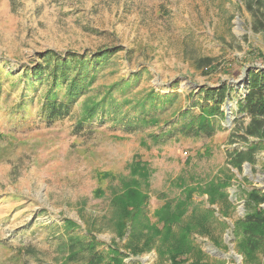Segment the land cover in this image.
<instances>
[{"label": "rangeland", "instance_id": "374dc122", "mask_svg": "<svg viewBox=\"0 0 264 264\" xmlns=\"http://www.w3.org/2000/svg\"><path fill=\"white\" fill-rule=\"evenodd\" d=\"M254 2L0 0V264H91L88 249L70 255L72 236L94 239L104 262L115 246L124 264H171L158 252L160 236L146 245L147 235L136 247L128 222L117 233L115 200L127 187L145 194L139 214L150 224L156 211L193 188L174 230L194 212L207 217L190 234L199 252L177 257L180 264H264V248L245 254L234 234L249 210L248 193L264 192V120L256 118L255 129L259 124L237 106L247 74L264 72V29H254ZM48 52L55 53L46 57L52 64L57 55H78L85 73L71 113L52 121L40 109L49 84L32 73ZM221 85L231 91L211 136L155 139L169 121H180L177 109L198 112L191 105L204 102L201 90ZM150 89L176 95L153 124L134 130L86 116L105 98L111 109H128ZM235 152L247 153L239 166ZM208 183L228 202L210 203L202 191Z\"/></svg>", "mask_w": 264, "mask_h": 264}, {"label": "trees", "instance_id": "16d2710c", "mask_svg": "<svg viewBox=\"0 0 264 264\" xmlns=\"http://www.w3.org/2000/svg\"><path fill=\"white\" fill-rule=\"evenodd\" d=\"M254 4L256 5L254 10H252V7L249 8L258 21V25L254 26V29H264V0H255ZM54 54L48 52L43 55V63L46 64L43 66L39 64L32 70L34 79L46 80L49 84L48 91L44 95L43 103L40 106L44 118L48 121L68 116L72 108L71 100L84 88L82 78L85 73H83V68L78 69L76 65L79 56L70 54L69 59L65 60L57 55L55 62L52 64L49 61L50 58L46 57ZM201 61H204V64H209L211 59L204 58ZM72 64L73 66H71ZM245 83L247 91L244 97L237 102L238 111L253 118L259 124L255 127L257 129L260 128V121L255 119L264 120V72H249ZM62 87L65 88V97H59L57 94ZM80 88L81 90H79ZM230 91L231 88L227 85L203 88L201 92L203 93L204 102L193 100L191 105L192 107L197 106L199 111L193 112L190 108L183 110L184 107L177 109L173 116L178 115L180 121H169V126L162 129L158 135H155V139L161 136L166 141L177 132L189 136H211L215 130L213 118L223 115L221 105L225 102L226 97H229ZM190 94L194 96L192 92ZM175 99L176 95L159 94L154 89H150L128 109H120L119 106H117V109H111V98H105L96 108L88 110L86 116L97 118L99 115L101 119L107 117L114 123H122L126 129L136 130L148 124H153L152 119L160 115L166 109L167 103L171 104ZM80 121L78 125L81 126ZM246 156L247 153L245 152H235L234 165L239 166L246 159ZM127 188L128 190L115 200L118 219L115 227L118 234H122L126 230V222H128L132 238L136 240V247L139 240L143 237L146 238L147 235H150L149 240L151 238L152 240L146 241V245L152 243L155 236H160L164 245L160 247L158 252L161 256L171 259V264H180V261L176 260L177 257L194 251L199 252V250L194 249L190 234L194 228L199 230L205 227L206 214L197 216L194 212L191 216L193 221L190 220L180 226L178 230H174V226L181 223L180 221L186 213V206L189 203L188 200L191 197L193 188L186 190L184 199H179L174 204H165L160 210L156 211V221L152 224H150L148 217L139 214L146 198L145 194L136 187ZM202 191L209 195L210 203H214L215 198L221 199L223 203L224 201L228 202L226 201L225 192L214 183H208ZM245 202L249 210L235 223L234 228L236 230L234 229V234L240 236L238 246L242 252L253 255L258 249L264 248V207H262L264 192L252 189L248 193ZM205 212L208 215L212 214L210 210ZM138 227L141 228L138 230ZM144 228L146 233L143 230ZM68 245L70 255H73V257L84 253L86 249L90 250L92 254L89 263L91 264H124V258L115 246L109 248L111 256L108 261L104 262L101 255L94 253L96 247L94 239L84 241L81 237L72 236L69 238Z\"/></svg>", "mask_w": 264, "mask_h": 264}, {"label": "water", "instance_id": "95a60500", "mask_svg": "<svg viewBox=\"0 0 264 264\" xmlns=\"http://www.w3.org/2000/svg\"><path fill=\"white\" fill-rule=\"evenodd\" d=\"M247 73H248V71H247ZM263 207H264V205H263Z\"/></svg>", "mask_w": 264, "mask_h": 264}]
</instances>
